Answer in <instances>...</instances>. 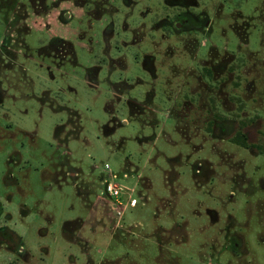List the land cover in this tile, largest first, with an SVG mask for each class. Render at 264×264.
<instances>
[{"label":"rangeland","instance_id":"rangeland-1","mask_svg":"<svg viewBox=\"0 0 264 264\" xmlns=\"http://www.w3.org/2000/svg\"><path fill=\"white\" fill-rule=\"evenodd\" d=\"M0 264H264V0H0Z\"/></svg>","mask_w":264,"mask_h":264},{"label":"built area","instance_id":"built-area-1","mask_svg":"<svg viewBox=\"0 0 264 264\" xmlns=\"http://www.w3.org/2000/svg\"><path fill=\"white\" fill-rule=\"evenodd\" d=\"M104 168L107 170L108 165H104ZM120 187L115 186L111 182H105L103 184V194L110 200L111 204L116 209H128V208H135L137 206V200L135 198L129 197L128 200L124 205L119 200L120 197Z\"/></svg>","mask_w":264,"mask_h":264}]
</instances>
